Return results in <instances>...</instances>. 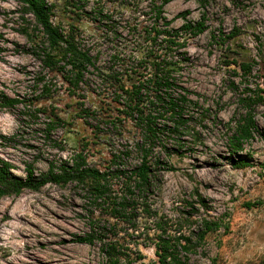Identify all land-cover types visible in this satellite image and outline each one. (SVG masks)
<instances>
[{"label": "rangeland", "instance_id": "1", "mask_svg": "<svg viewBox=\"0 0 264 264\" xmlns=\"http://www.w3.org/2000/svg\"><path fill=\"white\" fill-rule=\"evenodd\" d=\"M162 1L49 0L54 24L73 30L96 57L73 89L33 53L42 39L34 18L16 0H0V97L20 101L5 108L0 100V157L14 174L25 177L31 164L41 175L78 153L103 172L140 164L138 133L131 124L113 125L114 87L99 72L137 68L142 29ZM164 12L174 28L204 19L206 30L188 41L189 61L177 74V91L188 101L185 133L165 134L152 150L146 201L153 216L139 211L145 228L134 233L105 218L99 223L96 212L92 218L88 195L76 183L25 190L0 199V264H104L99 240L78 242L93 223L120 238L132 262L149 264L156 259L151 238L158 218L186 235L202 219L221 223L189 255L190 264H264V0H171ZM248 113L257 131L235 152L230 137ZM111 183L113 191L121 188L118 180Z\"/></svg>", "mask_w": 264, "mask_h": 264}, {"label": "trees", "instance_id": "2", "mask_svg": "<svg viewBox=\"0 0 264 264\" xmlns=\"http://www.w3.org/2000/svg\"><path fill=\"white\" fill-rule=\"evenodd\" d=\"M16 1L23 15L34 18L35 31L42 36L33 53L45 71L61 75L73 89L78 88L89 68L96 66V57L80 46L73 30L66 31L54 24L49 0ZM170 1L163 0L154 6V18L149 26L142 29L143 34L140 33L142 45L135 52L137 68L99 72L102 82L114 87L117 114L113 125L116 126L118 121L131 124L138 133L135 150L141 155L140 164L129 172L121 169L103 172L90 167L86 156L78 153L70 161H62L59 166L51 163L48 171L41 175H36L33 165L27 164L26 176L20 177L14 174V165L0 157V199L17 197L25 190L40 191L47 184L76 183L86 191L94 210L91 217L98 213L99 223L102 222L101 218H105L108 222L114 221L113 225L111 223L113 228L127 225L134 233H140L145 228L139 221L138 212H146L147 218L153 216L146 201L153 181L152 150L165 134L180 139L185 133L188 119L184 115V106L188 101L177 91V74L189 61L186 53L188 41L206 30L204 19L187 21L179 28L172 27V21L164 15V8ZM186 14H182L183 18ZM142 65L143 69H138ZM242 68L245 73H250V65L243 64ZM40 79L41 82L45 81L44 77ZM0 100L5 108L14 107L20 102L4 95ZM256 131L255 121L248 113L236 123L230 137L233 150L242 151L244 143L250 141ZM239 163L246 165L245 161ZM113 179L121 184L118 191L112 189ZM190 218L182 219L190 222ZM197 226V231L186 235L180 233V229H171L162 218H158L151 238L156 259L149 264H190L189 255L208 235L218 232L222 225L217 221L202 219ZM91 228V234L79 238L78 242L92 245L99 240L104 264H135L126 255L125 245L120 238L108 237L105 227L99 224L93 223Z\"/></svg>", "mask_w": 264, "mask_h": 264}]
</instances>
